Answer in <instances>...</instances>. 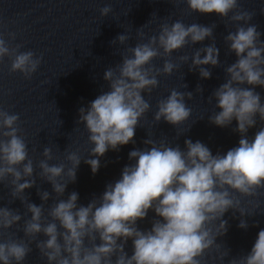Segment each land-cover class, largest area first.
Listing matches in <instances>:
<instances>
[{
  "label": "clouds",
  "instance_id": "9594fccd",
  "mask_svg": "<svg viewBox=\"0 0 264 264\" xmlns=\"http://www.w3.org/2000/svg\"><path fill=\"white\" fill-rule=\"evenodd\" d=\"M186 3L191 11L201 14L228 17L232 13L230 19L236 22L235 31L224 37L236 60L225 67V82L210 96L219 111L208 117L210 123L221 128L236 121L233 131L239 133L240 139L226 153L214 155L199 140L185 139V147L181 149L179 145L164 142L157 145L154 140L146 139L144 143L151 147L131 150L128 157L134 163L125 165L120 178L107 184L98 198L86 206L78 205L79 194L72 191L66 199L53 203L45 217L43 204L49 200L50 193L37 189L40 205L29 202L24 195L36 180L26 142L18 135L19 116L0 110V182L11 178L12 198H19L30 214L24 221V236L46 237L37 241L36 247L47 264H200L198 257L215 243L217 236L227 231L224 214L235 209L241 217L245 215L239 199L232 193L253 196L264 188V100L255 91L256 86L264 88L262 33L249 23L252 13L234 11L238 0H186ZM110 11V6L100 10L101 15ZM206 38L213 42L192 53L189 71L197 69L202 79H208L211 71L205 66L215 67L220 63L219 49L212 39L213 27L185 25L179 20L161 25L158 36L129 48V54L122 57L115 70H105L103 78L109 90L79 109L78 123L87 129L92 145L84 162L93 174L100 168V157L108 150L118 151L123 145L135 143V129L150 108L142 93L158 86L157 77L161 73L171 74L177 67L165 59L162 68H154L151 61ZM126 39L124 34L117 37L121 44ZM18 48L19 45L10 46L0 34V61L9 57L10 70L30 78L41 57ZM180 60L188 63L189 57L181 56ZM198 90L202 91L200 87ZM185 97L191 99L192 93L173 89L157 102L154 120L163 119L173 126L182 124L191 112ZM257 117L261 126L249 138L248 130L257 125ZM43 156L45 159L38 165L39 176L51 184L56 196L62 197L68 183L76 180L81 158L73 152L67 156L70 166L50 165L48 161L53 157L47 147ZM149 210L158 218L152 221L150 229L141 230L137 221L143 220ZM21 219L18 211L0 206V228L8 229ZM238 227L246 229L247 221L241 219ZM128 240L132 242L131 255L124 250ZM32 242L23 238L0 241V264H23L32 250ZM229 264H264V228L257 233L251 250L233 258Z\"/></svg>",
  "mask_w": 264,
  "mask_h": 264
},
{
  "label": "water",
  "instance_id": "95a60500",
  "mask_svg": "<svg viewBox=\"0 0 264 264\" xmlns=\"http://www.w3.org/2000/svg\"><path fill=\"white\" fill-rule=\"evenodd\" d=\"M105 6H110L111 11L101 15L100 10ZM261 9H264V0H238L234 11L252 13L249 23L257 26L264 40V12ZM231 15L219 17L215 13L193 12L186 0H0V34L5 41L12 47L19 45L18 51L31 50L41 57V63L30 78H25L19 71L12 72L9 57L0 61V110L18 114V135L25 140L28 157L33 161L36 183L24 192L28 201L40 205L42 201L37 189L48 191L50 198L43 204L45 217L53 203L66 199L72 191L79 194L78 205L86 206L104 192L107 184L120 178L125 165L134 163L128 157L131 150L151 147L144 143L146 139L154 140L157 145L160 142L179 145L181 149L185 147V139L199 140L214 155L237 146L240 135L233 131L235 120L232 125L221 128L208 119L209 115L219 111L210 96L225 82V67L236 60L224 41L228 32L236 28ZM178 20L185 25L196 23L213 27L212 39L219 49L220 63L215 67L205 66L211 71L208 79H202L197 69L189 71L192 53L211 44L213 40L208 38L186 45L170 56L154 58L151 61L154 68H162L165 59L177 67L171 74L161 73L157 77L158 86L151 92L142 93L150 108L135 129V143L123 145L118 151L108 150L100 157V168L93 174L84 162L89 158L92 145L88 141L87 129L83 123H78L79 109L87 107L98 95L109 90V84L103 78L104 72L108 68L115 70L122 57L129 54V48L147 43L151 37L159 35L161 25H171ZM120 34L127 37L123 44L117 40ZM181 56H188V63L181 61ZM173 89L192 93L191 99L185 97L190 116L177 126L163 119L159 122L154 120L157 102L166 98ZM255 91L264 100V88L256 86ZM260 126L257 117V125L248 130L247 136L253 137ZM45 147L52 153L53 158L48 161L50 165L64 163L70 166L67 156L73 152L81 158L76 180L68 183L62 197L56 196L51 184L39 176L41 170L38 165L45 159ZM10 179L0 182V206L18 211L22 219L8 229L0 228V241L32 239V250L23 264H47L36 247V242L46 237L43 234L34 238L24 236V221L30 218V214L19 198H12ZM232 195L239 199L245 215L241 217L235 209L224 214L222 219L227 221V231L217 236L215 243L198 257L200 264H229L233 258L246 255L257 233L264 228V188L258 189L253 196L235 192ZM156 218L154 211L149 210L143 220L137 221V227L150 229ZM241 219L247 221L246 229L238 227ZM124 250L128 255L132 254L131 240L127 241Z\"/></svg>",
  "mask_w": 264,
  "mask_h": 264
}]
</instances>
